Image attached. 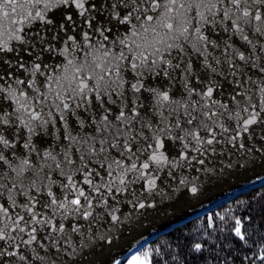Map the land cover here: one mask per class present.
Returning <instances> with one entry per match:
<instances>
[{"label":"snow or ice","instance_id":"6c2138e0","mask_svg":"<svg viewBox=\"0 0 264 264\" xmlns=\"http://www.w3.org/2000/svg\"><path fill=\"white\" fill-rule=\"evenodd\" d=\"M0 264H264V0H0Z\"/></svg>","mask_w":264,"mask_h":264},{"label":"water","instance_id":"95a60500","mask_svg":"<svg viewBox=\"0 0 264 264\" xmlns=\"http://www.w3.org/2000/svg\"><path fill=\"white\" fill-rule=\"evenodd\" d=\"M229 184L223 185L219 188H212L208 192V199L204 200V204L211 209L214 208L215 204L223 202L227 196H237V198H239L240 193L251 191L250 186H248L243 179L239 181L232 180ZM202 211L203 210L200 209L199 205H196L194 209L189 210L188 216H181L179 219H175L172 223L165 224L163 227L157 225L158 231L160 233L170 232L173 227L177 228L182 226L190 217L195 216L197 212L202 213ZM145 235H148V233H145Z\"/></svg>","mask_w":264,"mask_h":264},{"label":"trees","instance_id":"16d2710c","mask_svg":"<svg viewBox=\"0 0 264 264\" xmlns=\"http://www.w3.org/2000/svg\"><path fill=\"white\" fill-rule=\"evenodd\" d=\"M257 190H259V189H257ZM240 198V197H239ZM225 206H227V205H225ZM181 227V226H180ZM180 227H177V228H180ZM171 232V231H170Z\"/></svg>","mask_w":264,"mask_h":264}]
</instances>
